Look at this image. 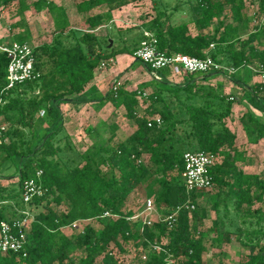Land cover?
<instances>
[{
  "label": "trees",
  "instance_id": "1",
  "mask_svg": "<svg viewBox=\"0 0 264 264\" xmlns=\"http://www.w3.org/2000/svg\"><path fill=\"white\" fill-rule=\"evenodd\" d=\"M140 1L81 0L76 11L87 15L84 28L78 29L69 24L66 10L51 0H0L1 10L48 8L57 27L48 41L34 45V76L13 88H6L9 59L0 52V124L7 128V141L0 146V222L20 216L18 209L25 207L23 183L37 178L39 170L37 182L43 189L28 205L33 220L24 249L0 252V264H215L203 257L212 230L217 232L214 241L235 238L246 249L237 264H264V172L239 166L246 158L228 124L239 96L209 82L221 72L187 74L173 82L180 74L156 70L161 80L152 77L155 87L145 96L143 90L123 86L116 94L110 89L103 101L124 106L136 125L127 141L115 139L113 124L80 151L65 130L64 113L70 105L88 101L87 86L100 66L121 54L134 57L143 41L152 40L165 54L211 57L234 71L252 63L264 70V24L251 23L247 0H150L154 14L140 26L137 37L124 38L134 28L117 26L114 11ZM262 14L264 0L257 19ZM14 40L28 42V37ZM223 74L245 86L250 108L240 122L248 143L257 144L264 140V120L253 110L264 113V83L247 84L233 72ZM140 104L143 114L137 111ZM187 151L214 155L209 190L187 193L182 177ZM143 154L149 155L152 166L141 160ZM140 192L153 196L162 214L181 209L170 221L152 227L131 220L137 210L128 201ZM204 195L215 214L213 229L205 227V214L197 205V197ZM188 200L196 205L193 210L185 207ZM64 202L68 208L62 210ZM106 211L115 216L101 217ZM87 219L100 226L89 222L74 235L64 232ZM150 243L161 249L149 250ZM114 249L132 250L133 259L124 262ZM145 252L148 258L143 260Z\"/></svg>",
  "mask_w": 264,
  "mask_h": 264
},
{
  "label": "rangeland",
  "instance_id": "2",
  "mask_svg": "<svg viewBox=\"0 0 264 264\" xmlns=\"http://www.w3.org/2000/svg\"><path fill=\"white\" fill-rule=\"evenodd\" d=\"M51 1L54 3L58 2V4L66 3L67 7L71 10L73 6H69V4H74L76 0H60L57 2L55 0ZM246 4L247 14L251 23L264 24V14L261 15L260 19H257L256 17V14H258V11L262 6V0H247ZM45 9V17H41L42 20L40 18V23L38 27L35 28V42H30L33 45L48 41L51 32L57 28L53 14L49 11V9ZM153 14L154 9L152 8L151 1L143 0L117 10L114 14L115 19L117 20L114 21V23L122 28H134L130 34L123 35L124 38L137 37L140 34V31H142L140 26H142V24L146 22V20H148ZM31 16L32 15H29V20L35 17ZM70 18H72L71 20L73 21L76 20L74 14H70ZM79 27L82 29L84 28L83 24H81ZM136 27L138 28L135 29ZM103 33H105V29H103ZM112 37L117 38L115 35ZM105 66L100 71H97V75L99 76V84L95 87L96 89L86 92V98L88 101L82 102L79 105H70L71 109L68 112L71 114L65 115L67 112L64 113L65 130L71 136L72 141L80 151L86 150L96 140L100 139L101 135L107 134V132L110 131L109 127L113 124L117 125V130L115 133V139L117 141H127L130 135L136 129L134 121L127 118L124 106L115 107L113 103L103 101V97L105 96L106 92L111 89L112 81L115 78H118L122 82L124 89L143 90L145 95L149 94L155 87V83L152 81L150 74L146 73L144 69L139 67L142 66L139 61H131V63H129L128 70H131L130 73H127L126 70L125 72L121 71L122 73H119V75H117L118 70L108 74L109 76L106 74L102 75L106 70ZM249 67L253 72V75L259 76L258 68L256 67L255 63H252L249 65ZM114 72L116 74H114ZM182 75H187V73H182L178 75L177 78L174 77L173 82L181 81L180 77ZM140 100L142 99L140 98ZM238 110V112L237 109L235 113L233 112L232 117L228 120V124L230 128L236 132L238 136L237 145L244 153L246 158L244 164H240L239 166H243L244 169L249 172L262 173L264 172V140H260L257 144L248 143L247 137L240 122V116L242 115L241 108ZM137 111L140 114L144 113L143 104L137 106ZM141 160L148 166H152V162L150 161L148 154H143L141 156ZM15 180H17V178H15ZM5 182L7 183V181ZM145 198L153 199V196H146V194L142 192L136 193L130 197L128 206H132L138 211L142 208ZM197 205L200 211L205 214V227L213 229V220L215 218V214L211 211L210 204L207 201L205 195L197 197ZM67 208L68 205L64 202L61 206V209L63 210ZM89 222H91L94 226H100V223L96 220L87 219L75 222L77 226L65 227L64 232L67 235H74L75 233L82 230L84 225ZM216 233L217 232L215 230H212L209 233L206 251L203 255L204 259L215 264L219 263L220 261L224 262L225 264H237L243 261V254L245 253L246 249L242 247V245H240L235 238H232L231 240H225L222 243L214 241ZM114 254L124 262L133 259V251L130 249L125 253H120L117 251V249H114Z\"/></svg>",
  "mask_w": 264,
  "mask_h": 264
},
{
  "label": "built area",
  "instance_id": "3",
  "mask_svg": "<svg viewBox=\"0 0 264 264\" xmlns=\"http://www.w3.org/2000/svg\"><path fill=\"white\" fill-rule=\"evenodd\" d=\"M0 35V52L6 54L9 59L7 66V84L6 88H13L15 85L32 78L35 74L34 70V45L30 42H18L12 40L10 43H3ZM213 45H211L212 47ZM134 57L145 66H148V71L151 77L156 80H161V76L156 73V70L169 69L174 74H194L203 76L214 72L223 71L231 73L234 69L224 67L220 63L215 62L211 57L198 58L182 53L165 54L158 52L153 44V41H143L137 47ZM105 65L102 64L100 68ZM260 75V82L264 83V70H258ZM122 86V82L115 78L112 81L111 89L116 94L118 88ZM142 95H145L143 93ZM43 113V112H42ZM41 113V114H42ZM155 120L160 122V118ZM151 126V122L149 123ZM6 126L0 124V146L7 141L5 138ZM215 157L212 154L204 151H187L183 155V171L182 177L187 193L197 192L201 190H209L212 186V175L210 167L213 165ZM42 171L36 173L37 178H40ZM37 178L26 179L23 183L22 200L25 205L24 208L18 209L19 217L11 221L0 222V252H19L22 251L27 242V236L30 231V225L33 220V213L29 208V202L34 197L41 196L43 189L41 184L37 182ZM5 203V201L3 202ZM2 202H0L1 206ZM195 204L187 201L185 207L189 210L195 208ZM181 207H177L169 214H162L154 200L147 198L143 202L140 210L136 211L129 219L139 220L141 223L152 227L155 222H167L173 219L179 212ZM111 212L106 211L101 217H113ZM73 226H77L76 223ZM160 250L159 244L150 243L149 250ZM171 255V254H170ZM170 255L167 259L171 262ZM142 259L148 258L147 252L142 254Z\"/></svg>",
  "mask_w": 264,
  "mask_h": 264
},
{
  "label": "crops",
  "instance_id": "4",
  "mask_svg": "<svg viewBox=\"0 0 264 264\" xmlns=\"http://www.w3.org/2000/svg\"><path fill=\"white\" fill-rule=\"evenodd\" d=\"M30 1H33V0H30ZM55 1L57 2L60 0H55ZM80 1L81 0H76L74 4L70 3L69 6L70 5L73 6V8L71 10H70V8L67 7L66 3L65 4H58V2L55 3L58 6H62L66 10V16H67V19L69 21V24L75 28H78V29H82L79 26L82 24L83 18L87 15V13H78L76 11V4ZM116 11H114V14ZM45 12H46L45 8H43L40 12H35V10L33 8H31L30 10H27L25 12H18V11H16L15 6H13L11 9H7V10H1V7H0V35L2 36L3 39H9L11 41L16 39V36L23 35L24 37H28V40H27L28 42H31V43L35 42V37H36L35 28L38 27V25L40 23V18L45 17L44 16ZM70 14L75 15V17H76L75 21L71 20L72 18H70ZM29 15H32L31 17H34V16L35 17L32 18L31 20H29ZM23 19H25V20H23ZM41 20H42V18H41ZM116 20L117 19H115V15H114V21H116ZM131 61H133V62L136 61V59L131 55H127V54L118 55L113 62H111L110 64L105 66L106 70L103 72L102 75H104V74L108 75V74L112 73L113 71L116 72L117 70H118L117 75H119V73H122L121 71L125 72L126 70H127V73H130L131 70H128V68H129V63H131ZM139 67L144 69L146 71V73L149 74L147 67H145V66H139ZM115 72H114V74H116ZM233 76L235 79H239L241 81H247L246 82L247 84H253L255 82L260 81V75L259 76L253 75V72L251 71L249 66L233 71ZM98 79H99V76L96 74V77L94 78V80H92V82H90L88 84L86 92L92 91V89L93 90L96 89L95 87L99 84ZM184 79H186V75H182L180 77L181 81H183ZM209 82L211 84H214V85H216V82H217L216 86L219 90L226 92V93L236 94L237 96H239V100H240L239 103H235L233 105V112L234 113H235L236 109L238 112L239 111L238 109L241 108V111L243 113L244 111H246L250 108L249 104L247 102V99H246L244 88H243L245 86L239 84L238 82H235L228 75L218 74V75L211 76L209 79ZM67 110H68V108H67ZM70 112H72V111H70ZM253 112L257 116H259V118L264 120V113L263 112H258L256 110H253ZM69 114H71V113H69V112L65 113V115H69Z\"/></svg>",
  "mask_w": 264,
  "mask_h": 264
}]
</instances>
